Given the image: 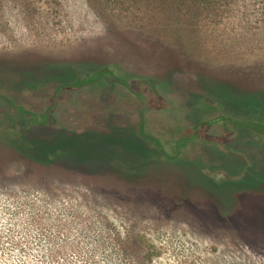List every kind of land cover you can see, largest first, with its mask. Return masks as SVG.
Wrapping results in <instances>:
<instances>
[{
	"label": "rangeland",
	"instance_id": "1",
	"mask_svg": "<svg viewBox=\"0 0 264 264\" xmlns=\"http://www.w3.org/2000/svg\"><path fill=\"white\" fill-rule=\"evenodd\" d=\"M203 6L0 0V264H264V0Z\"/></svg>",
	"mask_w": 264,
	"mask_h": 264
},
{
	"label": "trees",
	"instance_id": "2",
	"mask_svg": "<svg viewBox=\"0 0 264 264\" xmlns=\"http://www.w3.org/2000/svg\"><path fill=\"white\" fill-rule=\"evenodd\" d=\"M171 1H175V0H171ZM176 1L182 2V0H176ZM188 1H190L191 5H192L191 11H194L195 7H200V4H202V5L204 4V6L207 9H209V7H213L215 9L214 13H219V11H218L219 8L226 7L227 5H231L234 2V0H188ZM193 15H196V14H193ZM97 80H98L97 76H93V77H91V78H89V79H87L81 83H85V82L92 83V82L97 81ZM67 83H69V82H67ZM67 83H64L63 86H65V84H67ZM67 86H69V85H67ZM221 119H224V122L231 119V121L238 126L250 127L256 131L264 133V123L257 121V120H236V119L230 118L229 116H226V115L221 116ZM245 121L254 123L255 126L244 125Z\"/></svg>",
	"mask_w": 264,
	"mask_h": 264
},
{
	"label": "flooded vegetation",
	"instance_id": "3",
	"mask_svg": "<svg viewBox=\"0 0 264 264\" xmlns=\"http://www.w3.org/2000/svg\"><path fill=\"white\" fill-rule=\"evenodd\" d=\"M102 72H103V71H102ZM79 83H81V82H69V83L65 84V86H67V85L75 86V85H78ZM63 85H64V84H63ZM63 85H62V86H63ZM229 122L233 123V122L231 121V119H230V120L225 121V124H228ZM234 124H235V123H234ZM156 142H158L157 139H156Z\"/></svg>",
	"mask_w": 264,
	"mask_h": 264
},
{
	"label": "water",
	"instance_id": "4",
	"mask_svg": "<svg viewBox=\"0 0 264 264\" xmlns=\"http://www.w3.org/2000/svg\"><path fill=\"white\" fill-rule=\"evenodd\" d=\"M244 125H252V126H255V124L254 123H251V122H244Z\"/></svg>",
	"mask_w": 264,
	"mask_h": 264
}]
</instances>
